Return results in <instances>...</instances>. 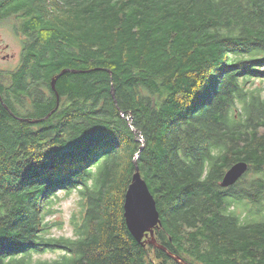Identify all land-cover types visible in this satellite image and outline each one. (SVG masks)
Segmentation results:
<instances>
[{"label":"trees","instance_id":"1","mask_svg":"<svg viewBox=\"0 0 264 264\" xmlns=\"http://www.w3.org/2000/svg\"><path fill=\"white\" fill-rule=\"evenodd\" d=\"M4 21L22 62L0 71V264H264V0H0ZM63 70L90 72L57 79L44 119ZM135 162L179 263L128 233ZM59 194L71 237L46 219Z\"/></svg>","mask_w":264,"mask_h":264},{"label":"water","instance_id":"2","mask_svg":"<svg viewBox=\"0 0 264 264\" xmlns=\"http://www.w3.org/2000/svg\"><path fill=\"white\" fill-rule=\"evenodd\" d=\"M71 71V73H89L88 71L80 72L75 70H63L60 74L53 77L50 82V87L52 92L55 95V108L44 118L47 119L50 115L58 108L59 106V95L55 88V83L57 79L63 75ZM112 98L114 99V91H111ZM0 103L3 108L8 112V114L15 118L14 114L10 111V109L4 104L2 97L0 96ZM29 124H37L41 120H33L29 121L26 119H19ZM248 170V164L244 162H239L232 165L224 174L222 181L220 183L221 188H228L233 186ZM123 217L125 221L126 228L128 233L133 238V240L144 246L146 244L153 245L155 248L165 252L169 258L174 260L175 262H181L179 258L173 256L167 249L157 244L154 238V230L161 226L160 215L157 210L156 201L154 196L150 192L146 182L141 177L139 172V168L135 162V171L131 177V181L129 186L127 187L125 196H124V204H123Z\"/></svg>","mask_w":264,"mask_h":264},{"label":"rangeland","instance_id":"3","mask_svg":"<svg viewBox=\"0 0 264 264\" xmlns=\"http://www.w3.org/2000/svg\"><path fill=\"white\" fill-rule=\"evenodd\" d=\"M12 30L13 27H11L9 23H3L0 25V71L11 70L19 62L21 43L20 40L13 34ZM6 56L9 58L4 59ZM254 83L257 88L264 87L263 81L256 80ZM59 196V199L54 201L51 206V208L56 212L46 219L48 221L51 220V222L54 220L63 222V229H54L52 231L55 236L71 237L72 231L69 225V220L73 214H76L79 211L77 206V197L76 195L63 197V194H59ZM57 255V253L45 254L39 258L42 260L53 259Z\"/></svg>","mask_w":264,"mask_h":264},{"label":"flooded vegetation","instance_id":"4","mask_svg":"<svg viewBox=\"0 0 264 264\" xmlns=\"http://www.w3.org/2000/svg\"><path fill=\"white\" fill-rule=\"evenodd\" d=\"M3 23H9V24H11V22H7V21H4ZM20 39V41L22 40V38H19ZM22 43V42H21ZM4 58V57H3ZM9 57L8 56H6L4 59H8ZM19 62H22V59H21V57H20V55H19ZM59 105H60V102H59ZM59 107V106H58ZM242 179H243V177L239 180V181H237L232 187H234V186H236V185H238L239 183H241V181H242ZM232 187H229V188H232Z\"/></svg>","mask_w":264,"mask_h":264},{"label":"bare ground","instance_id":"5","mask_svg":"<svg viewBox=\"0 0 264 264\" xmlns=\"http://www.w3.org/2000/svg\"><path fill=\"white\" fill-rule=\"evenodd\" d=\"M139 168V167H138ZM141 173V172H140ZM145 181V180H144ZM147 184V183H146Z\"/></svg>","mask_w":264,"mask_h":264}]
</instances>
